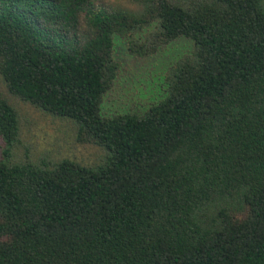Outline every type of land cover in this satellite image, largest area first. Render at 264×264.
Wrapping results in <instances>:
<instances>
[{
	"label": "trees",
	"instance_id": "16d2710c",
	"mask_svg": "<svg viewBox=\"0 0 264 264\" xmlns=\"http://www.w3.org/2000/svg\"><path fill=\"white\" fill-rule=\"evenodd\" d=\"M134 2L0 0L10 94L105 151L13 161L20 117L0 92V264H264V0ZM124 38L142 57L193 49L160 99L105 116Z\"/></svg>",
	"mask_w": 264,
	"mask_h": 264
},
{
	"label": "rangeland",
	"instance_id": "374dc122",
	"mask_svg": "<svg viewBox=\"0 0 264 264\" xmlns=\"http://www.w3.org/2000/svg\"><path fill=\"white\" fill-rule=\"evenodd\" d=\"M135 0H98L111 7H137ZM154 28L150 25L136 34L143 39ZM193 43L186 38L170 42L165 48L149 56L132 55L127 49V39L116 44L115 58L120 63L119 73L102 105L105 116L122 112H141L151 100L162 96L168 67L191 52ZM0 92L17 109L20 117L19 140L14 147L13 161L30 159L35 163L46 158L58 161L69 158L82 165L94 167L103 160L105 151L90 143H80L76 138L74 123L63 117L40 110L10 94L0 77ZM4 142L0 137V153Z\"/></svg>",
	"mask_w": 264,
	"mask_h": 264
}]
</instances>
